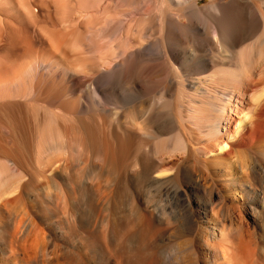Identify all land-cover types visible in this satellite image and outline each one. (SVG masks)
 I'll list each match as a JSON object with an SVG mask.
<instances>
[{
    "label": "bare ground",
    "instance_id": "1",
    "mask_svg": "<svg viewBox=\"0 0 264 264\" xmlns=\"http://www.w3.org/2000/svg\"><path fill=\"white\" fill-rule=\"evenodd\" d=\"M0 264H264V0H0Z\"/></svg>",
    "mask_w": 264,
    "mask_h": 264
}]
</instances>
